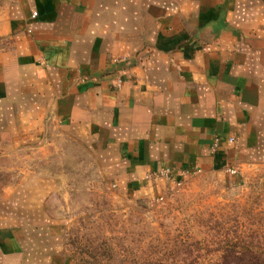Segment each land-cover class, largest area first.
Wrapping results in <instances>:
<instances>
[{"label": "crops", "instance_id": "0c3cea01", "mask_svg": "<svg viewBox=\"0 0 264 264\" xmlns=\"http://www.w3.org/2000/svg\"><path fill=\"white\" fill-rule=\"evenodd\" d=\"M50 135L132 193L264 159V0H0V141ZM42 177L0 195V264H67Z\"/></svg>", "mask_w": 264, "mask_h": 264}, {"label": "rangeland", "instance_id": "374dc122", "mask_svg": "<svg viewBox=\"0 0 264 264\" xmlns=\"http://www.w3.org/2000/svg\"><path fill=\"white\" fill-rule=\"evenodd\" d=\"M37 175L56 179L67 264H264L263 158L164 176L142 194L112 185L70 136L35 148L0 141V195Z\"/></svg>", "mask_w": 264, "mask_h": 264}, {"label": "built area", "instance_id": "2783aa9c", "mask_svg": "<svg viewBox=\"0 0 264 264\" xmlns=\"http://www.w3.org/2000/svg\"><path fill=\"white\" fill-rule=\"evenodd\" d=\"M231 171H234V168H230ZM162 176H165V177H173L174 176V171L173 169L171 168H165L161 171L160 173ZM183 174V172L181 173Z\"/></svg>", "mask_w": 264, "mask_h": 264}]
</instances>
